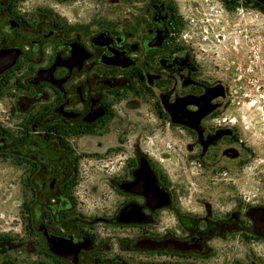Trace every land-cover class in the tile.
I'll use <instances>...</instances> for the list:
<instances>
[{
  "label": "flooded vegetation",
  "instance_id": "1",
  "mask_svg": "<svg viewBox=\"0 0 264 264\" xmlns=\"http://www.w3.org/2000/svg\"><path fill=\"white\" fill-rule=\"evenodd\" d=\"M75 6L83 15L72 22L64 11ZM96 9L105 14L98 24ZM177 23L174 0H0V48H19L13 68L21 60L32 73L31 96L13 107L27 112L40 103L23 144H7L0 132V161L17 151L28 181L23 240L0 237V264H264V203L232 195L218 204L209 192L217 184L203 182L202 199L184 206L137 142L90 190L96 200L86 213L71 182L84 157L47 144L58 134L100 138L121 118L134 130L145 117L183 127L179 118L198 113L191 126H221L220 84L204 77ZM39 70L58 87L34 84ZM190 131L187 150L206 176L245 166L234 134L208 138L215 130L205 129L200 142Z\"/></svg>",
  "mask_w": 264,
  "mask_h": 264
},
{
  "label": "rangeland",
  "instance_id": "2",
  "mask_svg": "<svg viewBox=\"0 0 264 264\" xmlns=\"http://www.w3.org/2000/svg\"><path fill=\"white\" fill-rule=\"evenodd\" d=\"M174 1L178 37L193 47L204 77L220 84L225 122L212 128L172 127L145 117L143 125L137 123L134 130L121 118L122 123H112L100 138L72 136L64 139L58 134L57 141H51L54 136H48L51 140L47 144L54 150H61L63 144L68 150L77 151L80 159L84 157L71 182L77 184L74 198L86 213L92 212L96 200L90 190L106 182L111 166L122 165L124 157L119 152L130 151L137 142L169 178L184 206L190 205L188 201L202 199L203 182L217 184L209 192L218 204L232 195L244 203L247 200L264 203V4L257 0ZM74 8L64 11L72 22L83 15L76 6ZM91 16L98 24L105 14L97 11ZM26 71L27 66L20 60L0 78V82H6L0 96V132L6 135L3 139L7 144L14 143V139L19 140L15 143L23 144L21 140L30 128L29 116L40 107L37 103L27 112L13 107L26 104L27 96H31L26 82L32 73ZM205 129L215 130L208 138L234 134L242 141L247 153H241L245 166L237 174L212 178L202 173L195 153L187 147L190 130L201 142ZM8 156L10 159L0 161V237L17 244L23 240L26 227L24 202L28 181L18 152L14 150V154ZM98 159L100 162H96Z\"/></svg>",
  "mask_w": 264,
  "mask_h": 264
},
{
  "label": "water",
  "instance_id": "3",
  "mask_svg": "<svg viewBox=\"0 0 264 264\" xmlns=\"http://www.w3.org/2000/svg\"><path fill=\"white\" fill-rule=\"evenodd\" d=\"M260 3L264 4V0H257ZM21 55V50L19 48H0V75L6 71L13 68ZM34 84H39L42 82L50 83L54 87H58V84H55L54 80L48 77V72L45 70H39L36 73V76L33 79ZM200 119L199 114L188 115L186 117H181L178 119L186 127H195L191 126L190 123L196 122ZM148 247H172L173 243L171 241L159 243L150 241L147 243Z\"/></svg>",
  "mask_w": 264,
  "mask_h": 264
},
{
  "label": "trees",
  "instance_id": "4",
  "mask_svg": "<svg viewBox=\"0 0 264 264\" xmlns=\"http://www.w3.org/2000/svg\"><path fill=\"white\" fill-rule=\"evenodd\" d=\"M5 83H6L5 81L0 82V96L2 94V91H3L4 87H5ZM49 140H51V139H49ZM18 141L19 140H16V139L13 140V142H18ZM51 141H57V140L55 138H53ZM62 148H63V144H62Z\"/></svg>",
  "mask_w": 264,
  "mask_h": 264
}]
</instances>
